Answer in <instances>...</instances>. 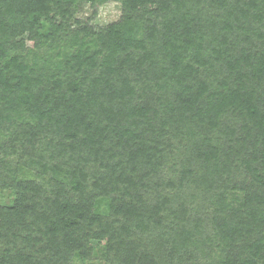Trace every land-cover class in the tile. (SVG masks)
<instances>
[{"label": "trees", "instance_id": "trees-1", "mask_svg": "<svg viewBox=\"0 0 264 264\" xmlns=\"http://www.w3.org/2000/svg\"><path fill=\"white\" fill-rule=\"evenodd\" d=\"M0 264H264V0H0Z\"/></svg>", "mask_w": 264, "mask_h": 264}, {"label": "rangeland", "instance_id": "rangeland-1", "mask_svg": "<svg viewBox=\"0 0 264 264\" xmlns=\"http://www.w3.org/2000/svg\"><path fill=\"white\" fill-rule=\"evenodd\" d=\"M120 5L115 2L107 3L97 9L96 22L98 25H107L116 22L120 17ZM84 11V10H83ZM90 10L85 8L84 17L90 14Z\"/></svg>", "mask_w": 264, "mask_h": 264}]
</instances>
